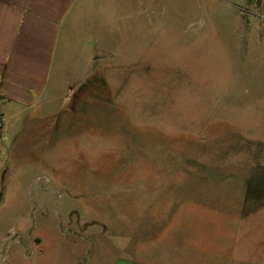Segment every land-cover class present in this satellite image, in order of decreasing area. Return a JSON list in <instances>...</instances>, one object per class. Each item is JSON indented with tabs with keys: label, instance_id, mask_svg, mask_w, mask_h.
<instances>
[{
	"label": "rangeland",
	"instance_id": "rangeland-1",
	"mask_svg": "<svg viewBox=\"0 0 264 264\" xmlns=\"http://www.w3.org/2000/svg\"><path fill=\"white\" fill-rule=\"evenodd\" d=\"M224 2L100 4L57 120L0 156V218L47 215L37 264L80 235L127 260L264 264V40Z\"/></svg>",
	"mask_w": 264,
	"mask_h": 264
},
{
	"label": "crops",
	"instance_id": "crops-1",
	"mask_svg": "<svg viewBox=\"0 0 264 264\" xmlns=\"http://www.w3.org/2000/svg\"><path fill=\"white\" fill-rule=\"evenodd\" d=\"M224 1L234 18L243 20L248 29L254 28L246 35L262 44L264 0ZM104 2L0 0L1 159L15 150L26 136L34 144L41 140L43 127L57 120L51 117V103L62 95H59L58 86L67 76V58L72 57L77 46V53L81 55L86 37L99 34L100 4ZM91 24L95 26L93 29L89 28ZM0 168L4 178L6 169ZM23 211L25 214L22 213L19 223H14L15 219L11 220L13 217L10 216L0 218V261L13 258L21 264H37L38 259L46 254L42 247L43 237L37 228L47 215L32 212L31 203L25 204ZM87 238L80 235L76 242L73 240L72 249L66 248L63 252L66 264H161L123 259L120 251L117 256H107L104 248L100 251V240L91 239L89 242ZM91 244L93 247L89 250Z\"/></svg>",
	"mask_w": 264,
	"mask_h": 264
}]
</instances>
